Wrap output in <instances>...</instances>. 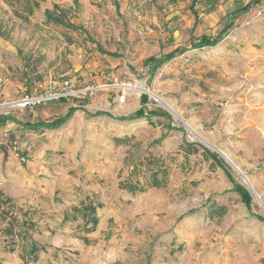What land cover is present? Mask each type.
Segmentation results:
<instances>
[{
	"label": "rangeland",
	"instance_id": "1",
	"mask_svg": "<svg viewBox=\"0 0 264 264\" xmlns=\"http://www.w3.org/2000/svg\"><path fill=\"white\" fill-rule=\"evenodd\" d=\"M36 1L0 0V117L50 123L75 107L61 128L40 129L25 141L33 153L20 159L55 170L58 192L89 197L101 223L86 235L81 217L58 221L50 209L22 201L39 189L14 188V202L35 228L23 247L11 249L0 216V264H264V0L242 14L219 45L203 49L191 48V36H218L223 19L251 0H199L196 26L192 0H45L35 8ZM27 7L33 14L24 20ZM46 10L78 30L47 21ZM186 48L150 71V58ZM67 80L88 89V96L14 105ZM140 83L147 91L136 89ZM144 96L146 113L164 116L148 118L149 124L147 117L116 120L140 110ZM118 138L130 143L119 146ZM9 143L0 146L2 153ZM187 144L199 153L186 154ZM204 149L222 166L212 168ZM149 160L166 173V186L135 195L122 190L128 179L149 181L146 167L136 174L128 166ZM236 184L249 193L250 206ZM157 199L163 207L150 212L147 202ZM32 245L36 258L29 255Z\"/></svg>",
	"mask_w": 264,
	"mask_h": 264
},
{
	"label": "trees",
	"instance_id": "2",
	"mask_svg": "<svg viewBox=\"0 0 264 264\" xmlns=\"http://www.w3.org/2000/svg\"><path fill=\"white\" fill-rule=\"evenodd\" d=\"M19 1V0H18ZM45 0H39L35 2V8L40 7V2H43ZM172 2H176L177 0H171ZM199 0H192L191 5H190V11L193 13L196 23L195 26L199 23L200 17L199 13L196 10V4L198 3ZM261 0H251L249 3L244 4L242 7L234 10L229 16L224 18L223 20L226 21L224 28L222 31L218 34L216 37H209V36H202L198 39L195 37L191 36V48L192 49H203L206 47H216L219 45L223 39L224 35L227 34L229 30H231L234 27V24L236 20L244 13H247L250 11L253 7L258 6ZM57 8V7H56ZM27 9H30L28 11L27 17H22L24 20L28 19L29 15L33 14V8L32 7H27ZM45 17L47 18V21L63 26L67 29L71 30H78L74 25L70 24L68 21H66L65 17L62 15H58L53 11L46 10L45 11ZM187 51L186 49H176L175 51H172L171 53L162 56L160 59L156 58H150L147 63L152 65V68L150 67V71L155 72V70L159 69L162 67L164 64L170 62L173 58L176 57L177 54H183L184 52ZM110 56H116L115 54H109ZM149 65V66H150ZM148 97L144 96L142 97V104L143 107L135 112L134 114L128 116V117H122V118H116L117 121L123 122V121H137L143 118H153V117H160L164 116L163 113L157 112V111H152L150 113H146L145 110V105L147 104ZM62 102L66 103L67 100H62ZM76 111L75 108H71L68 113L56 119L53 122L50 123H38V124H33L30 122L27 123H21L24 128L30 131H38L40 129H46V130H58L61 128L73 115V113ZM100 115H108L109 114H104V113H98V116ZM11 118L9 117H0V124H3L7 121H10ZM116 143L119 146H124L128 145L130 143V139L128 138H118L116 139ZM184 152L186 154H198L199 149L196 148V145L194 144H187L184 147ZM204 157L209 161H212V168L213 166L221 167L222 163L218 161V157L216 154L212 153L211 151L205 150L204 149ZM149 163L145 164L143 161H140L136 165H130L128 164L129 168L133 166V173H139V170L141 167H146V169L151 172L149 176V181L145 184L141 183L140 179L137 180V182L130 181L129 179L126 182H121L120 183V188L122 190L128 191L130 194H137V193H144L149 189L153 188H162L166 186V179L167 175L165 172H163L162 168L159 166H156L152 160L148 161ZM156 166V167H154ZM132 173V174H133ZM164 174V180H160V175ZM163 175V176H164ZM235 191L241 196L242 201L250 206L251 203V197L249 193L239 184L235 185ZM90 198H85L83 199L80 197L78 205L73 206L71 211H68L64 215V221H77L79 217L85 222L84 227H85V233L91 234L96 231L98 224H99V219L97 217V211L96 207L94 204L89 200ZM224 212L219 213V215H223ZM0 216L3 219L4 222L7 223L6 227L2 230L3 235L5 237L6 242L11 245V249H13L14 246L17 245L18 241H21L22 243L24 240L27 239L28 234L34 230L35 224L29 221L27 218L29 216L28 212L22 211L20 208L17 207V204L14 202L13 199L10 197L6 196L2 191H0ZM214 216V215H213ZM85 244H89V239L85 236L81 238ZM39 253V249L35 246L32 245L30 247V252L29 255L30 257L36 258ZM25 258V256H23Z\"/></svg>",
	"mask_w": 264,
	"mask_h": 264
},
{
	"label": "crops",
	"instance_id": "3",
	"mask_svg": "<svg viewBox=\"0 0 264 264\" xmlns=\"http://www.w3.org/2000/svg\"><path fill=\"white\" fill-rule=\"evenodd\" d=\"M220 7L222 6H219V8ZM46 109L51 111L53 110V107L51 106ZM42 114H47L46 110L41 113L40 116H42ZM14 118L15 119L7 121V123L5 124L6 127H4V129L0 127V146L4 143L9 142V144H11L9 152L2 153L0 150V191H2L3 193L6 192V196L15 200L13 197L16 196H14L12 193V190L14 188L25 189L27 187L33 186V188L39 189L41 192H36V197H24L22 201L35 207L37 206L39 209H44L45 211H47V209H50L55 214L54 216H56L58 221H63L65 213L71 211L73 206L78 205L80 197H76V199L71 195H67V191L69 190L67 188L64 190L65 196L61 195V193L58 192L61 189L57 187L58 178L55 175V173H57L55 170L46 168L45 165H40L37 162H30L27 165L22 164L21 161L23 158L20 159V155H24L27 152L33 153L32 146H29V144H26L24 142L32 139V137L37 138V134H40L42 131L27 130L21 124L27 122L20 121V119L16 118L15 116ZM149 123L150 120L147 118V124ZM45 135L46 133L44 132L41 136ZM162 145H164V143H162ZM40 152L42 153L43 149H41ZM40 152L35 151V156L38 153L41 156ZM26 156L33 157L32 154H28ZM99 172L101 171L99 170ZM8 191L9 193L7 194ZM146 205L150 207V212H158V210L163 207L164 203L163 201H161V199H157L147 202ZM152 214L154 215V213ZM97 217L99 219V226L101 220L99 216ZM78 219H80V217ZM73 224L76 223L70 222L69 225L71 226ZM23 246V243L21 241H18L14 249Z\"/></svg>",
	"mask_w": 264,
	"mask_h": 264
},
{
	"label": "built area",
	"instance_id": "4",
	"mask_svg": "<svg viewBox=\"0 0 264 264\" xmlns=\"http://www.w3.org/2000/svg\"><path fill=\"white\" fill-rule=\"evenodd\" d=\"M88 94V89L79 88L77 83L67 80L62 83H50L44 93L33 96L27 95L14 105L16 107L27 109L41 104L62 101L64 99L86 98ZM22 161H25V159L23 158Z\"/></svg>",
	"mask_w": 264,
	"mask_h": 264
},
{
	"label": "bare ground",
	"instance_id": "5",
	"mask_svg": "<svg viewBox=\"0 0 264 264\" xmlns=\"http://www.w3.org/2000/svg\"><path fill=\"white\" fill-rule=\"evenodd\" d=\"M136 89H137L138 91H140V92L147 91V90H146V87H145V85H144L143 83H140V84L137 86ZM160 100H161V99H160ZM162 100H163V99H162ZM162 100H161V101H162ZM162 102H165L164 104H165L168 108H170V109L176 114V112L174 111L172 105H171L169 102H166L165 100H163ZM222 153H223V155L229 160V162H232V163L234 164V166L236 167V169L239 170V171L241 172L240 167H239L237 164L234 163V160H233V158L229 155V153H228L227 151H224V150L222 151ZM243 175H244L243 178H244L245 183L251 188V190H252V192H253L254 194L258 195V197L260 198L259 200H261V197H260V195H259V193H258V190L255 188L253 182L250 180V178H249L248 176H246V174L243 173Z\"/></svg>",
	"mask_w": 264,
	"mask_h": 264
}]
</instances>
